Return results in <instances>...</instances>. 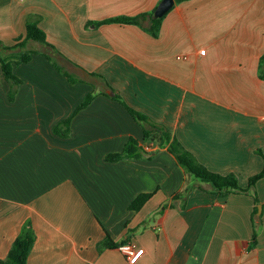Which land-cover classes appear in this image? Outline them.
Segmentation results:
<instances>
[{"label": "crops", "instance_id": "0c3cea01", "mask_svg": "<svg viewBox=\"0 0 264 264\" xmlns=\"http://www.w3.org/2000/svg\"><path fill=\"white\" fill-rule=\"evenodd\" d=\"M160 2L0 0L1 46L25 36L36 13L53 47L28 48L54 60L34 53L15 64L13 98L0 62V264L28 219L37 235L29 264H132L120 246L103 247L108 232L145 249L135 264H264V177L256 201L217 194L167 145L107 159L152 128L106 94L116 90L242 187L264 167V0H186L157 37L138 24L92 23ZM72 115L70 135L56 133ZM143 192L155 194L131 209Z\"/></svg>", "mask_w": 264, "mask_h": 264}, {"label": "trees", "instance_id": "16d2710c", "mask_svg": "<svg viewBox=\"0 0 264 264\" xmlns=\"http://www.w3.org/2000/svg\"><path fill=\"white\" fill-rule=\"evenodd\" d=\"M184 1L186 0H176V4ZM155 10L156 9L149 12H141L135 15H119L92 23H94L96 27L108 22L138 24L143 26L147 31L157 37L160 34L162 24L168 12L161 17H157L155 16ZM40 20L41 16L39 14H30L27 19V33L25 36L18 38L16 40V43L11 46H1L0 43V62L2 63L4 73L13 88L12 98L14 96V89L22 82V79L14 71L15 64L29 61L30 59H32L34 53H42L46 55L50 60L54 61L49 53L40 50H30V48H28V43L30 41H40L53 47V45L48 41L46 31L40 25ZM90 26L91 22L90 24H88V27ZM58 67L62 72H65V70L61 66L58 65ZM68 76L72 81H76L75 77L71 76L70 74H68ZM260 76L264 78V55L262 56L260 62ZM97 94L98 92L95 91L89 93L77 108L75 114L81 109L88 106ZM106 94L113 99L120 101L140 123H149L152 127L148 129L147 127H145V143H141L135 137H131L128 141L126 150H124L123 152L109 154L107 156L108 160L122 159L127 155L135 153L137 150H140L144 154H152L156 152L160 147L167 145L169 150L176 156L178 162L186 169V171L190 175H194L202 181L210 182L217 194L227 195L233 192H249L254 195L256 201H259V196L256 192V184L259 179L264 177V167L260 172L250 177L249 186L247 188H244L240 185L238 174H236L235 172L224 174L211 169L177 137V135L171 128L163 123L153 120L147 114L133 107L124 99V97L119 92L114 90L113 95L109 93ZM74 115L58 123L55 126L56 133L62 136H69L71 133V124ZM147 145L152 146V148H147ZM259 153L263 154L264 156V152L262 150H259ZM154 194L155 192L140 193L133 200L130 208L133 210H140L146 204V202L152 198ZM36 237L37 235L33 226V221L31 219H28L25 222L21 233L15 239L7 257L1 259V263L29 264V256L33 249ZM107 237L108 239L103 243L104 248L109 246H120L121 244L126 243L124 241L120 244L113 242L109 232ZM257 237L258 232L256 231L251 243L252 246H254L258 242Z\"/></svg>", "mask_w": 264, "mask_h": 264}, {"label": "built area", "instance_id": "2783aa9c", "mask_svg": "<svg viewBox=\"0 0 264 264\" xmlns=\"http://www.w3.org/2000/svg\"><path fill=\"white\" fill-rule=\"evenodd\" d=\"M202 52L205 53L206 51L203 49ZM147 148L150 149L152 148V146L147 145ZM120 248L127 255L128 260L132 264H135L145 251L144 248L140 247L137 243L132 241L121 244Z\"/></svg>", "mask_w": 264, "mask_h": 264}, {"label": "water", "instance_id": "95a60500", "mask_svg": "<svg viewBox=\"0 0 264 264\" xmlns=\"http://www.w3.org/2000/svg\"><path fill=\"white\" fill-rule=\"evenodd\" d=\"M176 4V0H161L158 7L155 10V16L161 17L169 12Z\"/></svg>", "mask_w": 264, "mask_h": 264}]
</instances>
